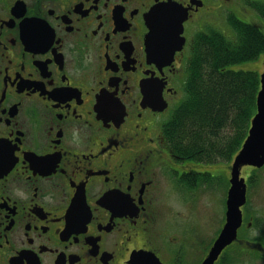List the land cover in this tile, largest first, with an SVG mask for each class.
Wrapping results in <instances>:
<instances>
[{
  "label": "flooded vegetation",
  "instance_id": "obj_1",
  "mask_svg": "<svg viewBox=\"0 0 264 264\" xmlns=\"http://www.w3.org/2000/svg\"><path fill=\"white\" fill-rule=\"evenodd\" d=\"M168 1L0 0V264L207 257L217 233L186 232L175 205L213 189L226 197L228 176L173 153L168 109L145 94L182 99L187 57L159 68L147 52V17ZM171 1L188 9L185 31L213 13L208 0ZM263 169H243L242 223L215 264L227 252L230 264H264Z\"/></svg>",
  "mask_w": 264,
  "mask_h": 264
},
{
  "label": "trees",
  "instance_id": "obj_2",
  "mask_svg": "<svg viewBox=\"0 0 264 264\" xmlns=\"http://www.w3.org/2000/svg\"><path fill=\"white\" fill-rule=\"evenodd\" d=\"M253 8L264 19V5ZM233 37L219 29L199 32L192 44L187 97L163 126L174 153L201 162L230 161L256 113V71L231 70L264 54V31L233 17Z\"/></svg>",
  "mask_w": 264,
  "mask_h": 264
},
{
  "label": "water",
  "instance_id": "obj_3",
  "mask_svg": "<svg viewBox=\"0 0 264 264\" xmlns=\"http://www.w3.org/2000/svg\"><path fill=\"white\" fill-rule=\"evenodd\" d=\"M197 5L203 6L202 3ZM188 9L171 0L159 5L150 12L147 23L150 29L147 40L149 58L160 67L171 65L177 52L185 45L184 22L188 19ZM157 35V37H155ZM262 90L257 97L258 112L252 121V129L243 149L235 159L232 167V187L228 196L227 223L219 238L210 250L203 264H214L222 251L235 239L237 228L241 225V206L245 203L246 186L240 179L241 169L250 165H264V74L262 75ZM166 103L158 109L163 110ZM133 264H162L152 253L141 252L132 257Z\"/></svg>",
  "mask_w": 264,
  "mask_h": 264
},
{
  "label": "rangeland",
  "instance_id": "obj_4",
  "mask_svg": "<svg viewBox=\"0 0 264 264\" xmlns=\"http://www.w3.org/2000/svg\"><path fill=\"white\" fill-rule=\"evenodd\" d=\"M250 2H260L264 3V0H249ZM211 7L213 13L210 16H205L203 21H201L202 27H193L186 24V35L191 37L194 33L198 31H204L207 28H215L221 30L223 33L228 35L229 37H233L234 33L231 30L230 25L227 24L229 15H235L240 20L256 24L262 28L264 31V19L244 0H211L208 3L207 7ZM219 6H221L219 8ZM217 25V26H216ZM188 42V41H187ZM187 55V53L185 54ZM262 58L260 60L244 62L241 64L231 66V70H244V71H252L254 69H258L259 72L262 71ZM254 71V70H253ZM184 96V95H183ZM180 102L174 104L172 106V110L179 104ZM229 163L228 161H222L216 164H210L209 169L214 171H220L223 173L229 172ZM264 165L261 167L263 168ZM264 170V169H263ZM199 199L197 203L192 204L194 207L196 204L198 207L193 208L191 204H187L185 208L179 204L176 208H181V213L185 214L183 216V230L186 232L188 229L193 228V226L197 225L202 228V232H207V234L213 232V236L215 233L219 232L224 224V216H225V206L223 203V197L219 195V191H210L208 193H200ZM225 201V199H224ZM170 204L173 211H176L173 203H167L166 206ZM255 207H259L258 198L255 199L254 203ZM194 230V229H193ZM195 247V245H192ZM197 256L200 257L201 253L199 248L194 249ZM190 253V250H189ZM190 256H187L188 259ZM202 258V257H201ZM251 264H262L261 262L254 261Z\"/></svg>",
  "mask_w": 264,
  "mask_h": 264
},
{
  "label": "bare ground",
  "instance_id": "obj_5",
  "mask_svg": "<svg viewBox=\"0 0 264 264\" xmlns=\"http://www.w3.org/2000/svg\"><path fill=\"white\" fill-rule=\"evenodd\" d=\"M155 37H157V35Z\"/></svg>",
  "mask_w": 264,
  "mask_h": 264
}]
</instances>
